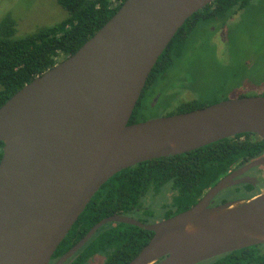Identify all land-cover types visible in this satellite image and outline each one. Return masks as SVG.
Segmentation results:
<instances>
[{
	"label": "water",
	"instance_id": "95a60500",
	"mask_svg": "<svg viewBox=\"0 0 264 264\" xmlns=\"http://www.w3.org/2000/svg\"><path fill=\"white\" fill-rule=\"evenodd\" d=\"M212 0H124L73 54L0 106V264H48L93 194L120 170L241 133L264 140V96L227 98L188 112L128 124L149 72L177 29ZM264 156L231 170L192 206L157 222L115 214L95 223L151 231L127 264H197L264 244V192L210 201Z\"/></svg>",
	"mask_w": 264,
	"mask_h": 264
},
{
	"label": "trees",
	"instance_id": "16d2710c",
	"mask_svg": "<svg viewBox=\"0 0 264 264\" xmlns=\"http://www.w3.org/2000/svg\"><path fill=\"white\" fill-rule=\"evenodd\" d=\"M251 1L253 0H212L187 18L154 63L128 124L150 119L145 112L149 108L162 109L164 115H172L202 108L227 98L228 96L218 98L215 95L206 99L197 95L198 98L180 103L168 111L172 93L168 92L170 87L166 88L160 83L167 82L163 73H172L171 66L185 57L189 48H195L193 44H189L188 39L196 27L224 23L238 10L249 6ZM56 2L66 11V17L52 25L40 26L23 36L16 34V22L10 12L0 16V106L24 84L59 60L73 54L115 13L124 0ZM167 83L169 85L172 81ZM191 86L189 83V89L197 94ZM218 88L224 89V86L220 84L213 91L218 92ZM150 96H156L157 101L151 100ZM242 96L245 95H238ZM1 147L2 142L0 157ZM263 153V139L253 133H241L188 152L152 158L124 168L111 176L93 194L54 254L59 255L72 246L104 217L120 214L131 215L143 223L154 221L155 210L143 206V199L146 194L159 193L166 186L172 196L170 202L163 206L162 218L184 211L230 170L260 157ZM254 190L253 186L244 184L230 189V198H250L256 194ZM225 198L219 199V202L225 201ZM151 235V231L131 224H103L76 252L70 264H84L96 253L103 255L102 264H127L148 242ZM203 264H264V244L227 252Z\"/></svg>",
	"mask_w": 264,
	"mask_h": 264
},
{
	"label": "rangeland",
	"instance_id": "374dc122",
	"mask_svg": "<svg viewBox=\"0 0 264 264\" xmlns=\"http://www.w3.org/2000/svg\"><path fill=\"white\" fill-rule=\"evenodd\" d=\"M6 12L14 17L16 34L21 36L66 17V11L56 0H0V16ZM209 25L214 27V32H205ZM188 41L195 48H189L185 57L176 61L170 71L181 73L198 97L210 99L216 95L218 98H234L240 94L264 96V0L251 1L249 6L239 10L224 23L199 25ZM160 84L166 88L174 86L167 82ZM220 84L224 89L218 88L219 91L214 92ZM185 85L168 90L172 93L168 111L196 98L195 93ZM206 86L208 88H204ZM150 97L151 100L156 99V96ZM152 109L145 111L150 118L164 116L162 109ZM261 170L260 174H255L261 177L262 184L264 169ZM224 194L227 198L231 197L230 190ZM171 196L172 192L166 186L159 193L146 194L142 204L162 211Z\"/></svg>",
	"mask_w": 264,
	"mask_h": 264
},
{
	"label": "flooded vegetation",
	"instance_id": "af4514ba",
	"mask_svg": "<svg viewBox=\"0 0 264 264\" xmlns=\"http://www.w3.org/2000/svg\"><path fill=\"white\" fill-rule=\"evenodd\" d=\"M241 10V9H240ZM239 11V10H238ZM237 11V12H238ZM236 12V13H237ZM205 32H214V27L212 26V25H209V26H206V29H205ZM202 41V40H201ZM163 76L164 77H166V81L167 82H171L172 81V84L174 85V86H172V87H170V88H174V87H178V86H180V85H185V83L187 84V85H185V86H187V88H189V83L187 82V80L185 79V78H183V76L181 75V73H178V74H175V73H169V72H166V73H163ZM172 79H174V80H172ZM195 93V92H194ZM195 97H197V94L195 93ZM153 101H155V100H153ZM170 103H171V101H170ZM169 108H170V106H169ZM262 156H264V153L260 156V157H262ZM243 166V165H242ZM241 167V166H240ZM239 168V167H238ZM237 169V168H236ZM261 169H264V165L263 166H259V167H255V168H252V169H250V170H248V171H246L243 175H241V176H238V177H242V176H252V177H255V178H257L258 179V183L255 185V186H253L254 187V191H255V193L256 194H259V193H261V192H264V183H262L261 184V182H262V179H261V177H259V175H257V173L258 174H260V172L262 171ZM234 170V169H233ZM231 171V170H230ZM229 171V172H230ZM255 172H257L256 174H255ZM227 174V173H226ZM225 174V175H226ZM223 177V176H222ZM241 185H244V184H239V185H235V186H231V187H228V188H225V189H223L222 191H220L216 196H214L213 197V199L210 201V204H209V206H216V205H219V204H222V203H224V202H226V201H228V200H237V199H247V198H240V197H237V198H234V199H231V198H225V192H227V190H230V189H232V188H235V187H238V186H241ZM263 188V189H262ZM161 190H163V189H161ZM160 190V191H161ZM255 194V195H256ZM254 196V195H253ZM221 198H225V201H223V202H219V199H221ZM153 209V208H152ZM153 210H155V213H156V218L154 219V221L153 220H150V222H148V223H152V222H157V221H160V220H162V219H165V218H162V215H163V211H159V210H157V209H153ZM133 217V216H132ZM134 219H136V220H138V218H135V217H133ZM139 221V220H138ZM152 221V222H151ZM91 238V237H90ZM81 239V238H80ZM79 239V240H80ZM76 243V242H75ZM74 243V244H75ZM73 244V245H74ZM72 245V246H73ZM72 246H69L66 250H64L61 254H59V255H55L54 253L51 255V257H50V259H49V262H48V264H55ZM78 251V250H77ZM76 251V252H77ZM76 252L73 254V255H71L69 258H67L65 261H63L62 262V264H70L71 262H73V260H74V258H75V254H76ZM209 260V259H208ZM103 261H104V257H103V255H101V254H98V253H96V254H94V255H92L90 258H88L85 262H84V264H102L103 263ZM207 260H205V261H202V262H200V263H197V264H203L204 262H206Z\"/></svg>",
	"mask_w": 264,
	"mask_h": 264
}]
</instances>
